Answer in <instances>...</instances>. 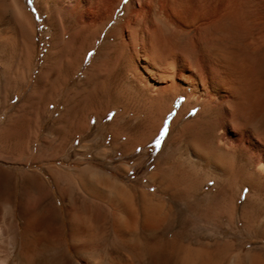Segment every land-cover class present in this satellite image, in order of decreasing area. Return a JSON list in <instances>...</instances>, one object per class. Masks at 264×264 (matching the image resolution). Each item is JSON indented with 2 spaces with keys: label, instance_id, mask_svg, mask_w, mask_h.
Wrapping results in <instances>:
<instances>
[{
  "label": "bare ground",
  "instance_id": "6f19581e",
  "mask_svg": "<svg viewBox=\"0 0 264 264\" xmlns=\"http://www.w3.org/2000/svg\"><path fill=\"white\" fill-rule=\"evenodd\" d=\"M26 3L0 0V105L24 88L35 67L41 20L48 66L24 102H46L49 136L34 161H75V184L91 203L78 213L70 197L75 179L69 183L55 166L49 178L5 175L0 264H120L89 251L106 232L141 249L136 257L148 255L146 264H264V0H33L37 21ZM122 69L128 106L145 112L142 140L169 121L153 165L136 164L159 197L74 159L127 153L124 94L109 89ZM41 89L46 94L39 96ZM56 106L63 107L59 114ZM112 111V124L96 139ZM201 223L210 226L206 242L194 231ZM66 224L77 234L70 247Z\"/></svg>",
  "mask_w": 264,
  "mask_h": 264
},
{
  "label": "rangeland",
  "instance_id": "374dc122",
  "mask_svg": "<svg viewBox=\"0 0 264 264\" xmlns=\"http://www.w3.org/2000/svg\"><path fill=\"white\" fill-rule=\"evenodd\" d=\"M26 1H27L26 4L30 7V10L34 13L35 20L37 21L38 17L35 14L36 12L31 7L32 2L29 3L28 0ZM37 24L39 26V33H38V38H37L38 49L36 50V58L34 61L35 67L29 76L30 79L28 78L24 88H20V90H18V92L15 93L14 98L7 105L5 106L0 105V184L1 182H3V178L5 175H8L9 177H13L12 179L16 178L18 180L21 179L24 181H28L30 179V174H31L30 172L36 171L40 173V176L43 174L42 177L49 178L50 171L51 173L54 172V171L52 172L53 169H51L53 166L61 168L62 172L66 171L65 172L66 174L64 173L66 175V176L64 175L66 178V181H68L69 183L71 182L73 183L74 179L77 180V181L74 180V184L71 183L72 184L71 186L72 194L70 193V197L72 196L73 198L76 197L74 198V201H76L78 204V208H79L78 213L83 215L87 213L86 206L89 205L91 202L89 199L90 197L87 194H85L83 191H80L81 189H79L80 187H78L79 182H78L77 176H78L79 167L76 165V163H74L75 161H72V162L66 161V163H65V160L50 161V162L47 161L48 163L34 161V157L37 154V149L42 147L43 145L42 142L44 138H46V136H49V134H47L46 132V128L49 125L48 124L49 121L47 119L48 114H47L46 102L42 99L41 101L35 100L32 102H28V103H26L27 101L24 102V97L31 96V91L34 85V81L36 80L38 73L40 71L45 72V70L47 69L46 66H48L47 65L48 62H46L45 57H43V55H45L44 49H47L45 45L46 39H43L45 38L44 36L45 31L42 28L43 24L41 20H38ZM38 63L40 66L38 65ZM90 64H91L90 59H88L85 63H83L82 65L83 68H81V71L78 73V75L74 79L75 82H77L79 79L82 78L83 74L85 73V71L87 70ZM108 66L110 67V64ZM120 71L118 70L110 78L112 81L110 80L109 82L110 83L109 89L110 90L112 89L111 92L121 93L122 91V94H124L123 107L125 108L126 114L122 117L123 119L120 120V125L122 127L121 132L123 133V136L126 137L124 138V141L127 142V145H126V147L128 146L127 153L122 155L121 153L122 151H118V153L114 152L113 154H106L104 156V160L102 161L100 159L96 160L94 158L95 153L93 151L89 152V154L85 156H78L76 155V153H74L76 155L74 159L77 158V160L88 162V165L95 168L97 171L102 172L105 176H109V178L114 182L117 181V183L120 182L126 186H129V188L134 189L136 191H144L151 196L154 195L155 197H159L160 192L158 191L157 187L155 185L154 186L151 185L152 187H149L150 186L149 184L147 186L148 182L146 181L144 175L139 173L136 167V164L141 159L145 163L144 167L147 165H151V166L153 165L154 159L158 156L160 149L162 148V146L164 145L168 137L169 121L165 120L160 131L158 132L159 134L157 133L151 140H146V139H145L146 141L142 140L145 134V131L142 129V126H145V120H144L145 112L142 113V111L144 110H142L141 108L139 109V107L135 108V107L128 106V103L126 102L127 97H125L126 96L125 93L127 91L126 86H125L126 83H124L125 82V71L124 69H122L121 72ZM116 85L117 86L119 85V86L117 87ZM71 89L72 87L70 86V90ZM125 89L126 91L124 92ZM37 93L39 96L46 94L45 90H43V93L40 90ZM125 103H126V106H125ZM62 109L63 107L61 108L60 106L57 107L56 114H59L60 111H62ZM51 112H53V110ZM115 113H116L115 111L114 112L112 111L110 115L108 116V118L103 119V122L100 123V127H98V129L95 131L96 139H98L100 132H103L105 129H107L112 124ZM35 138H38V139L36 140ZM21 139L27 140V144L25 146L18 144L19 140ZM79 139L80 138H77L76 142L72 146L71 151H74L77 148V146L81 142V139L80 140ZM158 140H159V144H157ZM110 144H111L110 139L108 138V142L105 145V147H109ZM19 146H21V148H19ZM17 156L19 157L17 158ZM89 163L91 164L93 163V164L91 165ZM46 168H49L51 170L48 171V169ZM151 168L153 169V167ZM152 169H150L149 171H152ZM23 172L25 175L23 176L20 175V174H23ZM141 175L143 178L141 177ZM75 183H78V186H76ZM204 191L207 192L208 187L204 188ZM0 195H2L1 191H0ZM62 197L64 199L70 198L69 195H65V193L62 194ZM76 199H78V201ZM80 202L84 204L82 203L80 204ZM65 227H66L64 229L65 243L69 245L70 247L71 238L76 237L77 234L73 229L69 228L68 224H66ZM208 227L210 228L209 224H207L206 226L203 223L194 226L195 233H201L200 235L203 236L201 238V242L207 241V239L205 240V238H206V235H208L209 233L208 231L210 230ZM203 233L205 234V236ZM5 241H6L5 235L3 233H0V248H3V246L5 248L7 246V242ZM122 243L123 244L116 241L112 233L106 232V233H100L99 235H97L92 241V243L88 245V248H90L89 251L91 254L97 255L98 258H100L101 261H105V263L114 262V263H120V264H137L139 261H141V264L143 263L146 264L150 262V257L148 255H146L145 257L143 254V257L141 256V258L145 257L144 259H141V258L139 259V257H136V255H139L140 253H142L141 249L133 250L131 249L130 243H126V242H122ZM82 246L85 248L84 244H82ZM134 259H139V260L134 261ZM43 260L46 261V259H43ZM80 260L79 261L83 263L84 260L83 259H80Z\"/></svg>",
  "mask_w": 264,
  "mask_h": 264
},
{
  "label": "snow or ice",
  "instance_id": "6c2138e0",
  "mask_svg": "<svg viewBox=\"0 0 264 264\" xmlns=\"http://www.w3.org/2000/svg\"><path fill=\"white\" fill-rule=\"evenodd\" d=\"M28 2L29 3H31L32 2V0H28ZM111 118V117H110ZM163 134V133H162ZM157 144H159V140L157 141Z\"/></svg>",
  "mask_w": 264,
  "mask_h": 264
}]
</instances>
